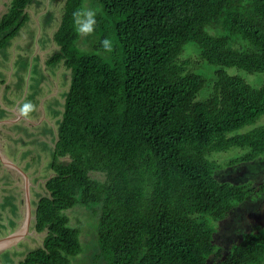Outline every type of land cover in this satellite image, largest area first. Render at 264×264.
<instances>
[{"label":"trees","instance_id":"trees-1","mask_svg":"<svg viewBox=\"0 0 264 264\" xmlns=\"http://www.w3.org/2000/svg\"><path fill=\"white\" fill-rule=\"evenodd\" d=\"M32 1L9 0L0 49ZM77 9L96 10L92 35L75 32ZM104 38L114 41L111 53ZM51 40L57 49L45 65L59 63L68 84L46 195L33 211V229L44 235L17 264H70L82 252L67 215L76 205L97 215L104 264H264V226L225 257L211 243L231 208L264 193V181L214 176L264 156V125L252 127L264 115V0H63ZM187 46L213 72L202 100L207 80L181 59ZM228 69L263 80L251 86ZM232 148L245 153L223 166L208 159Z\"/></svg>","mask_w":264,"mask_h":264},{"label":"rangeland","instance_id":"rangeland-1","mask_svg":"<svg viewBox=\"0 0 264 264\" xmlns=\"http://www.w3.org/2000/svg\"><path fill=\"white\" fill-rule=\"evenodd\" d=\"M8 2L0 0V16ZM62 6L63 0H33L26 8L27 21L0 49V264H17L26 252L40 246L44 235L33 229V211L37 199L46 195L43 183L51 176V152L68 84V71L59 63L45 65V60L57 49L51 38ZM194 49L187 46L181 59L189 61V71L207 80L196 98L202 100L210 93L213 72ZM233 70L228 69V73L238 74L251 86H258L263 80L262 75L247 76ZM26 103L35 106L27 118L20 114ZM258 124L264 125V115L252 127ZM244 153L232 148L211 154L208 159L223 166ZM59 162L65 163L66 159ZM214 176L219 182L257 186L264 181V156L249 163L221 167ZM90 210L76 205L67 211L71 225L80 231L82 247L70 264H104L96 256L97 215ZM256 226H264V193L231 208L225 219L215 224L211 243L219 246L225 257L229 247ZM211 263L208 260L207 264Z\"/></svg>","mask_w":264,"mask_h":264},{"label":"clouds","instance_id":"clouds-1","mask_svg":"<svg viewBox=\"0 0 264 264\" xmlns=\"http://www.w3.org/2000/svg\"><path fill=\"white\" fill-rule=\"evenodd\" d=\"M97 12L93 9H77L72 13V21L75 32L81 37H87L92 35L96 29ZM101 47L105 53H111L114 49V41L110 38H104L101 40ZM35 110V106L31 103L24 104L20 109V114L27 118L32 111Z\"/></svg>","mask_w":264,"mask_h":264}]
</instances>
